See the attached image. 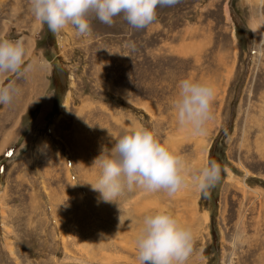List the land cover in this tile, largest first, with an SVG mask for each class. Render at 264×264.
Instances as JSON below:
<instances>
[{"label":"rangeland","instance_id":"obj_1","mask_svg":"<svg viewBox=\"0 0 264 264\" xmlns=\"http://www.w3.org/2000/svg\"><path fill=\"white\" fill-rule=\"evenodd\" d=\"M254 3L178 0L143 29L93 17L82 37L41 26L30 0H0V39L22 40L38 65L17 80L20 98L0 104V264H138L143 219L158 211L192 228L187 264H264V28L248 29ZM185 78L215 89L202 135L178 122ZM138 126L185 158L188 186L103 202L79 182L97 179L109 131ZM210 161L221 179L205 196L193 178Z\"/></svg>","mask_w":264,"mask_h":264},{"label":"clouds","instance_id":"obj_2","mask_svg":"<svg viewBox=\"0 0 264 264\" xmlns=\"http://www.w3.org/2000/svg\"><path fill=\"white\" fill-rule=\"evenodd\" d=\"M176 3L178 0H30L33 16L41 26L46 25L53 34L72 28L82 37L91 35L93 17L111 26L116 17L122 16L131 27L143 29L156 21L158 6ZM261 28H264V0H255L248 29ZM37 66L22 40L0 39V104L10 105L20 98L22 89L17 80L35 71ZM215 95L211 84L188 78L181 80L175 100L179 124L196 135L204 134L207 123L213 119ZM109 134L113 146L94 161L99 164L97 179L79 182L89 183L93 191L100 193L103 202L120 204V197L134 187L174 196L188 186L187 161L162 143L154 129L138 126L119 136H113L110 131ZM220 179L221 166L210 161L193 182L207 196ZM195 239L192 228L172 213L158 211L147 215L136 239L137 262L187 264L195 251Z\"/></svg>","mask_w":264,"mask_h":264},{"label":"bare ground","instance_id":"obj_3","mask_svg":"<svg viewBox=\"0 0 264 264\" xmlns=\"http://www.w3.org/2000/svg\"><path fill=\"white\" fill-rule=\"evenodd\" d=\"M253 22H254V21H253ZM253 22H252L251 25H252L253 27H255V25L253 24ZM254 23H255V22H254ZM257 31H258V30H257ZM259 32H260V31H259ZM255 33H256V32H255ZM256 34H257V33H256ZM260 34H261V32H260ZM257 35H258V34H257ZM233 177H234V176H233ZM233 177H232V174L229 172V175L227 176V179H228V180H232ZM202 218H203V217H202ZM205 218H206V217H205Z\"/></svg>","mask_w":264,"mask_h":264}]
</instances>
